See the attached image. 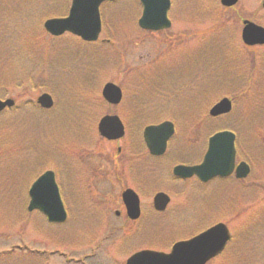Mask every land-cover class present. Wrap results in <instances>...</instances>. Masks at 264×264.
I'll use <instances>...</instances> for the list:
<instances>
[{
	"label": "rangeland",
	"instance_id": "1",
	"mask_svg": "<svg viewBox=\"0 0 264 264\" xmlns=\"http://www.w3.org/2000/svg\"><path fill=\"white\" fill-rule=\"evenodd\" d=\"M172 1V27L159 36L139 28V0L104 4L102 33L89 44L70 34L53 38L43 27L46 20L67 15L72 0H0V99L17 101L13 110L0 113V264H63L58 255L50 258L51 252L74 246L72 229L78 252L70 256L83 255L86 231L77 225L99 223V213L81 208L77 199L79 209L67 221L75 227L50 228L36 213L27 215L28 191L45 171H53L68 196L67 183L76 181L74 161L81 149L93 148L98 123L106 115H118L133 128L176 119L183 134L157 163L161 171L180 160H202L208 139L222 130L237 134V162L250 156L253 169L228 186L217 182L201 189L193 180L174 186L170 212L180 208L179 213L158 220L153 232L144 230L133 247L135 238H129L118 260L104 254L97 264H126L138 247L175 241L182 235L172 231L177 225L201 231L213 223H226L236 237L208 264H264V47L247 48L241 39L243 20L264 27L263 0H239L231 12H222L224 20L217 26L220 0ZM255 59L261 72L251 71L249 62ZM108 83L122 88L121 106L104 102L102 90ZM44 93L54 99L49 111L36 105ZM222 98L235 101L233 112L210 118V109ZM134 104L139 124L130 117ZM185 130L192 142L186 147L188 156L174 157ZM158 183L157 175L156 190L168 184ZM101 184L100 192L113 195L102 201L116 202L120 190L115 181ZM45 247L47 260L29 261L30 250Z\"/></svg>",
	"mask_w": 264,
	"mask_h": 264
},
{
	"label": "flooded vegetation",
	"instance_id": "2",
	"mask_svg": "<svg viewBox=\"0 0 264 264\" xmlns=\"http://www.w3.org/2000/svg\"><path fill=\"white\" fill-rule=\"evenodd\" d=\"M164 32L165 31L151 33L159 36ZM123 99L122 102L115 107L121 106ZM132 108V111L135 112H133L130 117L133 116L134 122L138 123V118L140 120L139 112H137L138 105L134 104L132 105ZM121 120L125 126V136L119 140L110 141L100 136L98 132L97 134L95 132L98 139L94 140L95 143H92L93 148L90 150L81 149L79 157L77 156V160L74 161L77 167V173L74 175L76 181L73 182V184H70V182L67 183L69 187L68 196L64 195L61 186H59L62 192V198L69 220H72V212L79 209L77 199L80 202L81 208L85 209L91 214H95L97 211L100 215L99 223L92 225L80 223L77 225V227L79 226L78 228L82 227L81 230L86 231L84 235V245H81V248L85 249L81 257L70 256L74 263L78 261V264H97V260L104 257V254L113 260H118L117 258L122 257L123 255L121 256V254L124 246L123 243L127 242L129 238H135L132 240L133 242L131 244L133 247L135 243L140 241V239L142 241L143 237H141V235L144 233V230L153 232L155 229L154 227L157 228L156 225L158 220L162 221L164 217L166 218L172 213H179L180 208L170 212L171 206L174 203L176 196V192H174L175 188H173L174 186H185L188 181L193 180L199 187H201V189H203V187L217 182L227 185V183L230 181H243L241 179H237L235 174L227 178H216L207 183L201 182L196 177L183 179L175 176V167L182 165L193 166L201 164L204 157L203 156L202 160L200 161H186L184 158L188 156L186 147L188 143H192L189 139H187V136H185V133H187L186 130L184 131V136L180 137V141L177 142L179 143V147L175 151L174 156H180L185 160H180L179 162H175L173 164L169 163L165 166L164 170L161 171V166H158L157 163L162 161L167 156L170 147H172V144L175 142V139H177V136L183 134V132L178 128L177 122L173 121L175 123V134L169 140L165 153L161 156H156L150 152L147 145L145 144L143 136L145 128H133L131 123H127L125 119L123 120L121 118ZM163 122L164 121L151 123L150 125H158ZM107 145L111 147L109 150L107 149ZM108 165L110 166V169H108ZM159 171L165 172L166 174H159ZM157 175L158 178H160V183L158 184L168 183L164 184L166 186L165 188L159 190L155 189L157 185ZM104 181H115V184L119 187L120 191L117 195L116 202L111 200L109 202L102 201L105 198H113L112 192H100L99 186H102L101 182ZM96 183H98V186H95ZM127 191H131L132 193L128 198V201H130L129 205L127 204L124 197ZM73 193H76L77 197ZM159 193H165L170 198L166 209L163 211H158L155 206V198ZM199 193L202 194L203 192ZM108 195L109 197H107ZM136 196L138 198V204L135 202L132 203ZM86 213L87 212H85V214ZM104 221L105 223L103 224ZM215 224L216 223H213L201 231H196V229L194 230L192 228L191 231L195 232L194 234H187V232L191 231L187 230L186 227L177 225L178 227L172 228V231L175 230L182 234L178 236V239L172 242H167L166 245H162L161 247H138L132 252V255L142 250H154L162 253H169L176 243L191 240L192 238L203 234ZM65 225L67 226L66 222L63 224H48V227L62 228L65 227ZM67 227H71L72 229V227L75 226L68 225ZM165 228L168 229L169 225H165ZM72 230L73 232H70V243L75 245L74 239L76 237V232L74 229ZM168 234L169 232L167 230L161 235L165 236ZM107 243L110 245H107ZM44 249L45 250H39V253L42 257L48 255V250L46 248ZM77 249L78 248L75 246H71L70 250L68 251L69 253H63L65 255H70L74 251H77ZM51 253L55 255V253L59 254L60 251L54 250ZM83 257L84 259H82ZM218 258L213 259L210 262L217 260ZM119 263L121 264V262Z\"/></svg>",
	"mask_w": 264,
	"mask_h": 264
},
{
	"label": "water",
	"instance_id": "3",
	"mask_svg": "<svg viewBox=\"0 0 264 264\" xmlns=\"http://www.w3.org/2000/svg\"><path fill=\"white\" fill-rule=\"evenodd\" d=\"M116 0H73L66 18L50 19L44 24L45 30L54 37H60L65 33H71L86 42H95L102 31L100 7L105 2ZM143 6V14L139 20V26L143 30L160 31L171 27L168 12L171 7L170 0H140ZM239 0H222L226 7H233ZM242 38L246 45H264V28L253 22L245 21ZM102 95L112 104L118 105L122 100V90L114 83L105 85ZM38 104L44 109H51L53 99L44 94L38 99ZM15 106L13 99H0V113L6 108ZM232 103L225 98L215 105L210 115L218 117L230 113ZM100 134L108 140H118L125 134L124 126L118 116H106L99 124ZM174 134L173 124L166 122L159 126L146 128L144 137L152 154L160 156L164 154L168 140ZM235 135L232 132H221L214 135L209 141L208 151L203 163L195 167H176L174 173L181 178L197 176L201 181L208 182L216 177H228L235 168L236 150ZM250 173L248 165L241 164L237 169V177L246 178ZM29 211H42L51 223H63L67 214L55 182V175L49 171L42 175L30 189ZM125 194L127 204L129 195ZM136 199V198H134ZM138 204V200L132 203ZM169 199L164 194H159L156 199V208L164 210ZM131 203V205H132ZM231 238L227 227L219 224L201 236L175 246L171 255H163L153 252H143L129 260L128 264H206L213 257L220 254Z\"/></svg>",
	"mask_w": 264,
	"mask_h": 264
},
{
	"label": "trees",
	"instance_id": "4",
	"mask_svg": "<svg viewBox=\"0 0 264 264\" xmlns=\"http://www.w3.org/2000/svg\"><path fill=\"white\" fill-rule=\"evenodd\" d=\"M223 11H226V10L224 9ZM230 12H231V10H230ZM263 66H264V65H263ZM250 67H251V71H252V73H255V72H256V73L261 72V70L259 69V64H258V62H257L256 59L250 61ZM3 88H5V87H3Z\"/></svg>",
	"mask_w": 264,
	"mask_h": 264
}]
</instances>
